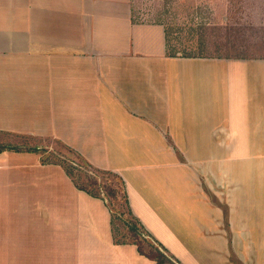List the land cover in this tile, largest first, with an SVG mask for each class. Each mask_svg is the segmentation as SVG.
<instances>
[{
    "label": "crops",
    "instance_id": "0c3cea01",
    "mask_svg": "<svg viewBox=\"0 0 264 264\" xmlns=\"http://www.w3.org/2000/svg\"><path fill=\"white\" fill-rule=\"evenodd\" d=\"M134 3L0 0V133L120 176L175 264H264V57L170 55ZM111 220L63 167L0 154V264H157Z\"/></svg>",
    "mask_w": 264,
    "mask_h": 264
},
{
    "label": "rangeland",
    "instance_id": "374dc122",
    "mask_svg": "<svg viewBox=\"0 0 264 264\" xmlns=\"http://www.w3.org/2000/svg\"><path fill=\"white\" fill-rule=\"evenodd\" d=\"M134 8L135 16L144 22L165 25L169 35L167 53L170 55L194 58L201 57V54L207 58L264 57V0H135ZM170 143L180 160L178 144ZM0 145L36 148L43 162H63L69 168L73 164L80 167L77 168L78 175L83 178L90 176L83 166V161H87L78 152L52 138H14L0 133ZM117 204L125 214L122 213L115 221V236L119 241H131L133 236L128 233L124 222L131 218L126 214L125 204L121 201ZM139 231L146 237L145 251L153 252L150 244L153 247L158 244L147 235L146 230ZM158 247L166 256V264H175L171 256Z\"/></svg>",
    "mask_w": 264,
    "mask_h": 264
},
{
    "label": "trees",
    "instance_id": "16d2710c",
    "mask_svg": "<svg viewBox=\"0 0 264 264\" xmlns=\"http://www.w3.org/2000/svg\"><path fill=\"white\" fill-rule=\"evenodd\" d=\"M168 32H167V42H169L168 39ZM169 47V44H168ZM173 56H176V54H174ZM191 57L189 55H185V57ZM201 56H204L201 54ZM5 151H14V152H36L37 149L36 148H24L23 146L18 147V146H11V145H0V154L5 152ZM78 159H80V157L78 156ZM43 163H46L45 161ZM71 163V162H70ZM52 164H56L59 165L61 167L64 168V170L66 171L67 175L72 179V181L74 182V184L77 186L78 189L85 191L86 193H88L89 195L95 197V198H100L105 200L106 205L111 213V223H112V229H113V233H114V229H115V221L117 220V218L119 219L122 216V213L125 214V211H121L118 208L117 204L118 202H122L125 204V209H126V214L131 218V219H125L124 222L127 224L128 226V233L132 234V239L133 240H129V241H119L117 239V237L115 236L114 233V237H115V242L117 244H131V245H135L138 248V251L141 255L147 257L150 260L155 261L157 264H166L167 263V259L165 254H163L160 250H159V245H157V243H155L153 240H151L152 242H154L157 247H153L152 243L150 244L153 248V252H147L144 249V242H146V240L143 236V232L139 231V230H145V228L143 227V225L139 222V220L133 215L130 205H129V200H128V195H127V191H126V187H125V183L123 181V179L118 176L115 173L109 172V171H103V170H99L96 168H93L91 165H89L87 162L83 161V166H84V170H86L87 172H89L88 174H90V176L88 177H82L80 175L77 174V168L80 167H76L75 165L72 164L71 168H69L68 165H65V163L63 162H56V163H52ZM86 174V175H88ZM103 176V178L98 179V176ZM149 235V234H147ZM150 236V235H149ZM151 238V236H150ZM149 243V242H148Z\"/></svg>",
    "mask_w": 264,
    "mask_h": 264
}]
</instances>
